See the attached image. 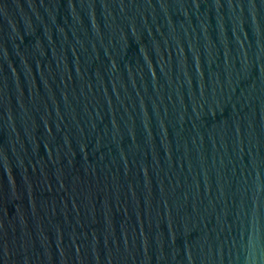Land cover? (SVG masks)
Here are the masks:
<instances>
[{
	"label": "water",
	"instance_id": "95a60500",
	"mask_svg": "<svg viewBox=\"0 0 264 264\" xmlns=\"http://www.w3.org/2000/svg\"><path fill=\"white\" fill-rule=\"evenodd\" d=\"M0 264H264V0H0Z\"/></svg>",
	"mask_w": 264,
	"mask_h": 264
}]
</instances>
